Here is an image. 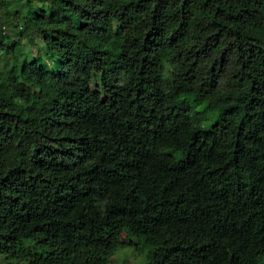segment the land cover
<instances>
[{"label":"trees","instance_id":"1","mask_svg":"<svg viewBox=\"0 0 264 264\" xmlns=\"http://www.w3.org/2000/svg\"><path fill=\"white\" fill-rule=\"evenodd\" d=\"M27 2L0 0V257L110 264L125 235L144 264H264V0Z\"/></svg>","mask_w":264,"mask_h":264},{"label":"rangeland","instance_id":"2","mask_svg":"<svg viewBox=\"0 0 264 264\" xmlns=\"http://www.w3.org/2000/svg\"><path fill=\"white\" fill-rule=\"evenodd\" d=\"M27 1L30 4L36 6L38 9L46 10L49 8V4L43 2V0H8L10 3L8 9H4L5 16H8L9 11H20L22 15H26V7ZM4 21V20H3ZM5 23V22H4ZM6 23H8L6 21ZM5 23V24H6ZM11 23V22H9ZM7 25V24H6ZM17 31L14 27L7 26L5 30V34L10 37L11 40L17 42V47L15 52L21 51L24 54L25 62L27 65L28 72H32V62L40 57L43 59L44 63L51 68L52 71L55 72L54 68L56 62L52 61V58L47 54L44 55L45 50L43 48V42L41 37L35 31V29L30 24H24L19 22L17 24ZM21 32V33H19ZM11 56V52L9 48H6L4 51L0 50V79L2 76V72L4 67L9 63L10 57H7V61L5 60V54ZM4 58V59H3ZM165 85H169L171 83V78L168 74L165 76ZM244 92H235L230 95V98L234 102H242L244 99ZM218 121L217 115H208L207 117L201 119L197 118L196 124L202 127L205 131H212L216 126ZM123 244H121L115 251L112 252L109 257L110 264H144L147 258L148 250L141 246L138 239L134 236L126 237L125 235L121 236ZM0 264H7V262L0 257Z\"/></svg>","mask_w":264,"mask_h":264}]
</instances>
